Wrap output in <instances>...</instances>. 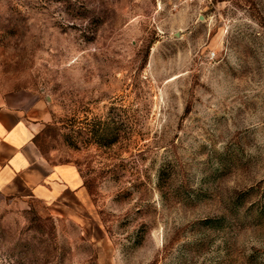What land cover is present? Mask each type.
Wrapping results in <instances>:
<instances>
[{"label": "rangeland", "instance_id": "1", "mask_svg": "<svg viewBox=\"0 0 264 264\" xmlns=\"http://www.w3.org/2000/svg\"><path fill=\"white\" fill-rule=\"evenodd\" d=\"M0 107V264H264L263 1L0 0Z\"/></svg>", "mask_w": 264, "mask_h": 264}, {"label": "crops", "instance_id": "2", "mask_svg": "<svg viewBox=\"0 0 264 264\" xmlns=\"http://www.w3.org/2000/svg\"><path fill=\"white\" fill-rule=\"evenodd\" d=\"M5 112H8V113H10V114L13 116L15 126L18 127V126H20V125H23L24 129L28 131V128H27L26 124H25L24 121H23L22 119H20V117L18 116L19 113H20V111H18V110L10 111V110H8V109H6V108L0 107V114L5 113ZM28 145H29V144H28V140L26 141V139H24V140H20V141L17 140V142L14 143V146H16V150H19V151H21V147L28 146ZM12 153H14V154H13L14 156L17 155V152L15 153V150H13ZM13 160H14V159H13ZM18 169H19V168H17V169H16V168H13L12 171H13V170L16 171V170H18ZM29 178H30V174H28V173L21 175V176H20V179H21V185H22V186H28V185H30V183L28 182V179H29ZM33 183H34L33 185L39 183V179H36L35 182H33ZM1 188H2V187H0V189H1ZM2 189H3V188H2ZM2 189H1V190H2ZM2 191H3V190H2Z\"/></svg>", "mask_w": 264, "mask_h": 264}, {"label": "built area", "instance_id": "3", "mask_svg": "<svg viewBox=\"0 0 264 264\" xmlns=\"http://www.w3.org/2000/svg\"><path fill=\"white\" fill-rule=\"evenodd\" d=\"M261 1H263V2H264V0H261Z\"/></svg>", "mask_w": 264, "mask_h": 264}]
</instances>
